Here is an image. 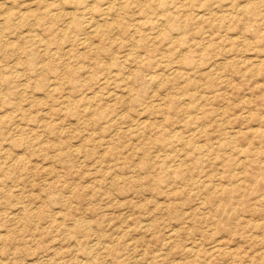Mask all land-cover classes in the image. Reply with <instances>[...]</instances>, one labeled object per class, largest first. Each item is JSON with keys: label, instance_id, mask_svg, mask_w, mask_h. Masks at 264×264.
Wrapping results in <instances>:
<instances>
[{"label": "rangeland", "instance_id": "obj_1", "mask_svg": "<svg viewBox=\"0 0 264 264\" xmlns=\"http://www.w3.org/2000/svg\"><path fill=\"white\" fill-rule=\"evenodd\" d=\"M0 264H264V0H0Z\"/></svg>", "mask_w": 264, "mask_h": 264}, {"label": "bare ground", "instance_id": "obj_2", "mask_svg": "<svg viewBox=\"0 0 264 264\" xmlns=\"http://www.w3.org/2000/svg\"><path fill=\"white\" fill-rule=\"evenodd\" d=\"M125 1H123V3H124ZM127 2V1H126ZM120 4H122V3H120ZM111 5V4H110ZM126 5V4H125ZM112 6V5H111ZM124 6V5H123ZM114 7V6H113ZM203 21V20H202ZM54 84V83H53ZM93 101V100H92Z\"/></svg>", "mask_w": 264, "mask_h": 264}]
</instances>
